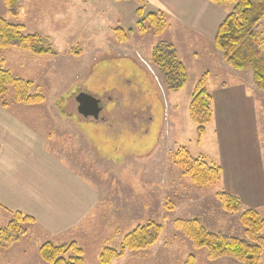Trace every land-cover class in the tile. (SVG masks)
Wrapping results in <instances>:
<instances>
[{
	"label": "rangeland",
	"instance_id": "rangeland-1",
	"mask_svg": "<svg viewBox=\"0 0 264 264\" xmlns=\"http://www.w3.org/2000/svg\"><path fill=\"white\" fill-rule=\"evenodd\" d=\"M173 2L176 14L181 13V20L178 15L164 14L167 29L162 34H157L153 27L145 33L139 32L135 13H128L123 21L125 31L134 30L126 44L115 45L119 41L114 25L97 27L105 29L96 35L109 45L102 47V55L97 56L99 61L93 63L96 57L85 52L83 57H78L73 53L74 50H84L87 44L84 36L64 31L58 33L64 38L55 39L54 36L58 35L44 30L42 25L33 27V20L39 18V13L19 20L11 17L5 0H0V17L23 24L26 33H39L50 38L51 44L46 43L53 45L59 54L67 55L52 57L51 54H33L18 46L0 47V69L32 81L31 92L41 93L44 97V101L36 105L47 109L48 117L53 118L52 114L71 115L69 122L73 129L66 130L68 138L66 134L56 136L51 147L83 172L97 191L92 224H88L85 231L78 232L75 240L61 241L76 242L82 249L85 264H101L99 257L106 248L120 251L125 235L150 221L162 225L156 243L141 250L124 249L123 255L112 259L109 264H242L228 256L209 258L208 249L197 248L175 223L198 219L209 231L245 237L240 215L247 208L242 199V211L231 213L218 198L220 192L229 188L224 183L223 148L233 144L238 147L234 154L246 158L248 167L260 156L264 169V148L261 143L256 146V138L252 139L250 135L254 131L255 137H259L257 120L262 119L261 139L264 141V91L256 87L251 69L239 70L229 66L222 50L215 45L219 24L232 6L217 5L211 0L209 2L216 9L200 0ZM65 4L67 6L68 2ZM76 12L79 22H87L86 15L80 14L77 8ZM97 19L104 25V21H112L113 17L110 13L99 14ZM88 25L93 26L91 22ZM257 30L264 53V18ZM90 35H86L87 38ZM160 41L176 44L179 57L186 66L188 81L180 92L168 89L152 61L153 49ZM204 75L208 77L213 121L199 137L197 126L190 117L189 105L196 84ZM82 92L101 99L103 110L99 120L78 113L77 96ZM4 99L9 105L17 103L12 86ZM227 103L229 108H226ZM115 105L119 107L116 112ZM51 110L55 112H49ZM29 119L37 123L33 115ZM62 125L64 122L60 123ZM179 146L188 148L194 156H204L209 163L221 166L220 181L208 185L195 183L175 162L174 153ZM252 146L259 149L260 154H254ZM243 170L238 169L241 181L253 177L245 174V170L243 175ZM226 181L229 183L230 179L226 177ZM256 186L259 189L261 184L257 182ZM12 215V212L10 215L0 214V230L7 228ZM24 226L26 232L19 241L0 246V264H48L41 258L42 243L34 238L36 226L33 223Z\"/></svg>",
	"mask_w": 264,
	"mask_h": 264
},
{
	"label": "crops",
	"instance_id": "crops-1",
	"mask_svg": "<svg viewBox=\"0 0 264 264\" xmlns=\"http://www.w3.org/2000/svg\"><path fill=\"white\" fill-rule=\"evenodd\" d=\"M173 1L49 0V3H45V0H20L17 17L19 20H25L26 17H32L39 13V18L33 20V27L42 25L45 27L44 30L51 31L56 35L67 31L77 36H84L87 39L85 41L87 44H85L84 50L78 54V57H83L85 52V54L96 57L92 60L93 63H96L99 61L97 56L102 55V47L109 45L108 42L96 35L105 29L101 30L97 27L106 26V28H110L114 25L115 32L117 28L125 31L123 23L125 16L128 13L136 14L139 7L143 8L144 13L160 11L166 16L167 13L170 16L178 15ZM200 1L205 2V5L211 4L209 0ZM65 2H68L67 6ZM54 5L64 8L54 9ZM210 7L216 9L213 4ZM76 8L80 10V14L86 15L87 22L78 21ZM98 13L102 16L110 13L113 20L104 21V25L99 24ZM179 14L178 18L181 20V13L179 12ZM31 21L29 20L30 23ZM90 22L93 26L88 25ZM88 27H91L90 30ZM129 30L134 31L132 28ZM86 35L90 36L87 38ZM64 37V35L54 36L55 39ZM117 40L119 41L115 44L117 46L126 44L129 41V35L126 40L120 39L118 35ZM174 45L176 46V44ZM60 56L67 55L58 52L52 57ZM118 108L115 105L114 112ZM226 108H229L228 103ZM49 112L54 113L55 111ZM30 115L37 119V123L29 119ZM51 116L53 118L48 117L47 109H43L41 105L16 103L15 105L4 106L0 103V214L10 215V212L22 211L33 217L35 219L33 225L37 228L36 231L34 230V238L38 239L39 244L45 241L61 243L62 240H75L78 232L85 231L87 225L92 224L93 217L91 215L94 214L97 203V191L93 183L88 180L83 172L74 168L68 161L55 153L51 147V144L57 139L56 136L62 137L66 134L67 129L70 127L73 129L69 122L72 119L71 115L69 117L52 114ZM114 117L117 118L118 116L114 115ZM62 122L64 125L60 126ZM257 122L258 127L255 128L259 137H255L254 131L250 132V135L252 139L256 138V146L261 143L264 148V141L261 139L263 133L262 119H258ZM66 136L68 138V134ZM237 148L234 144L231 147L225 145L223 148L222 163L225 174L224 183L229 187L227 191L240 196L246 208H255L264 215L262 158L259 156L260 159L257 160L256 157V163L253 164L252 162V166L248 167L246 158L237 153L234 154ZM252 150L254 154H260L256 147L252 146ZM228 153L229 155H227ZM240 168L242 170L244 168L247 172L245 174H251L255 178L241 181L238 174ZM226 177L230 179L229 183L226 181ZM257 182L261 184L259 189L256 188ZM262 259L264 261V254ZM263 261L262 264H264Z\"/></svg>",
	"mask_w": 264,
	"mask_h": 264
},
{
	"label": "trees",
	"instance_id": "trees-1",
	"mask_svg": "<svg viewBox=\"0 0 264 264\" xmlns=\"http://www.w3.org/2000/svg\"><path fill=\"white\" fill-rule=\"evenodd\" d=\"M217 5L232 6V10L219 24L215 45L222 50L228 65L239 70L251 69L256 87L264 91V53L261 51L262 40L258 32L259 22L264 18V0H211ZM9 14L17 17L20 9V0H5ZM138 17V31L145 33L153 27L157 34L166 29V19L163 12L151 11L144 13L142 7L136 10ZM120 39H128L133 31L116 29ZM51 41L39 33H26L21 23L9 21L0 17V47L15 46L29 50L33 54H51L58 52L47 44ZM46 44V45H45ZM74 54L81 53L80 49ZM152 61L160 70L168 89L178 92L184 88L188 81L186 66L180 59L176 46L172 42L160 41L152 53ZM207 75H204L196 84L192 100L189 105L190 117L197 126V133L202 137L206 126L213 118L210 106L211 94L207 90ZM33 82L14 76L10 71L0 69V99L2 104L8 106L5 96L10 86L15 91V102L28 105L40 104L44 101L41 93H32ZM201 139V138H200ZM175 162L182 166L185 173L198 184H216L222 176V168L217 164L209 163L204 156H194L191 151L179 146L174 153ZM223 207L231 213L242 211L240 198L231 192L222 191L218 194ZM13 218L8 222L7 228L0 230V246L6 247L13 241L17 242L26 232V223H35V219L22 211L12 212ZM240 221L245 228V237L239 238L223 231H209L198 219L176 221L194 242L197 248L208 249L211 259L228 256L237 259L242 264H262L264 254V215L255 208H247L240 215ZM23 226V227H22ZM162 231V225L155 222L138 225L125 235L123 249L106 248L100 254V263L109 264L112 259L119 258L126 249L130 251L141 250L156 243ZM10 240V241H9ZM125 249V250H124ZM75 255H71L72 252ZM43 261L48 264H85L83 252L76 242L55 244L45 241L40 246ZM66 254H70L66 257Z\"/></svg>",
	"mask_w": 264,
	"mask_h": 264
},
{
	"label": "water",
	"instance_id": "water-1",
	"mask_svg": "<svg viewBox=\"0 0 264 264\" xmlns=\"http://www.w3.org/2000/svg\"><path fill=\"white\" fill-rule=\"evenodd\" d=\"M78 112L84 117H92L97 120L103 110L101 99L94 97L88 93L82 92L77 96Z\"/></svg>",
	"mask_w": 264,
	"mask_h": 264
}]
</instances>
